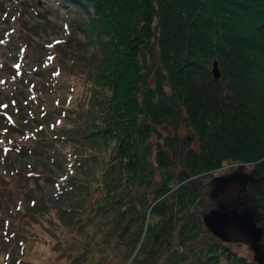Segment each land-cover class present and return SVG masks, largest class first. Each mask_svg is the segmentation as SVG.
<instances>
[{"label": "trees", "instance_id": "trees-1", "mask_svg": "<svg viewBox=\"0 0 264 264\" xmlns=\"http://www.w3.org/2000/svg\"><path fill=\"white\" fill-rule=\"evenodd\" d=\"M65 1L87 11L73 28L98 49L94 65L47 81L67 85L63 122L84 126L80 153L93 177L84 181L80 210L100 221L91 219L83 242L108 231L124 246L120 264H260L204 221L214 206L202 176L224 162L252 163L256 175L264 169V0ZM39 96L44 107L41 89ZM163 123L174 132H162ZM180 125L192 130L193 142L179 135ZM236 180L237 208H215L244 224L238 210L250 206L264 246V173Z\"/></svg>", "mask_w": 264, "mask_h": 264}, {"label": "rangeland", "instance_id": "rangeland-1", "mask_svg": "<svg viewBox=\"0 0 264 264\" xmlns=\"http://www.w3.org/2000/svg\"><path fill=\"white\" fill-rule=\"evenodd\" d=\"M76 15L82 18L87 11L72 1L0 0V264L122 263L124 246L117 248L108 231L98 230L90 242H83L87 227H93L91 219L100 221L97 216L83 218L80 210L87 193L84 181L93 177L80 153L84 126L76 120L63 122L70 98L67 85L47 83L55 75L69 77L81 67L94 65L97 41L88 39L83 29L73 28ZM74 55L80 62L70 64ZM40 89L44 107L38 103ZM56 99L65 101L56 103ZM159 129L174 132L165 123ZM177 132L193 142L190 128L180 125ZM41 133L79 144L39 142ZM236 169L257 176L249 162H224L202 176L206 183L202 193L214 206L211 209L219 202L237 208L239 181L220 176ZM235 218L226 217L215 233L250 260L264 264L259 237Z\"/></svg>", "mask_w": 264, "mask_h": 264}, {"label": "water", "instance_id": "water-1", "mask_svg": "<svg viewBox=\"0 0 264 264\" xmlns=\"http://www.w3.org/2000/svg\"><path fill=\"white\" fill-rule=\"evenodd\" d=\"M212 71L214 76H218L220 73V68L218 65V61L216 58L213 59L212 61ZM264 173V169L260 173V175H253L252 173H248L245 171L241 170H233V171H228L221 173L220 176L222 180H228V179H242L244 182H246L248 179H254L256 180L259 178V176H262ZM242 221L244 224L248 227L250 232L255 236V237H260L263 231V227L259 224H257L255 216L253 214V211L250 206H243V210L239 212ZM203 219L206 222V224L211 228L213 231L219 230V225L222 222L225 221V218L227 217L226 215V210L224 208H214L210 209L207 211L203 212Z\"/></svg>", "mask_w": 264, "mask_h": 264}]
</instances>
